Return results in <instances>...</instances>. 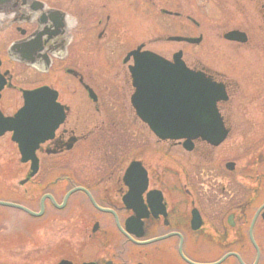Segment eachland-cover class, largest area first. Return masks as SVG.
Segmentation results:
<instances>
[{"label":"flooded vegetation","instance_id":"flooded-vegetation-1","mask_svg":"<svg viewBox=\"0 0 264 264\" xmlns=\"http://www.w3.org/2000/svg\"><path fill=\"white\" fill-rule=\"evenodd\" d=\"M38 1L66 14L36 13L23 7V0H0V116L12 117L20 111V93L24 103L20 66L32 68L41 77L65 75L59 87L52 83L33 87L47 85L56 90L62 110L57 114L59 123L53 136L37 149L38 173L30 177L28 163L23 180L29 177L25 184L34 180L45 158L50 162L91 163L96 169L84 171L82 182H73L70 171L48 185L35 180L34 197H29L28 202L23 199L22 205L40 213L43 204L44 211L37 218L46 215L49 206L56 210L71 205L79 208L82 218L78 230L84 244L97 245V256L81 264H264V128L257 129L258 139H254L250 135L253 129L245 127L246 144L234 149L230 138L235 126L243 125H235L233 110L225 108L226 101H221L217 108L226 137L220 143L201 137L189 142L185 138L158 137L138 117L132 104L133 58H124L122 64L128 72L123 83L128 88L134 116L130 118L129 112L125 116L127 107L105 108L108 102L103 106V100L112 90L101 94V82L96 77L106 61L89 64L93 60L84 57V37L79 46L75 45L83 17L50 6L46 0ZM261 16L257 41L264 51V5ZM105 30L106 26L98 38ZM232 30L243 33L242 41L227 40L225 32L222 36L226 41L241 45L254 41L248 29ZM20 42L25 44L20 47ZM31 42L32 58L24 51ZM188 66L224 84L230 99V84L217 71ZM246 72L251 76L257 73L263 80L264 62L252 64ZM64 90L69 95H64ZM120 93L126 96L125 91ZM260 93L264 94V85ZM90 105L101 122L89 120ZM104 110H110L112 116L115 112V118L104 116ZM137 119L148 129L149 137L155 136V150L153 140L137 138ZM6 136L20 155L13 133H5L0 140ZM90 146L97 149L90 151ZM173 149L176 154H172ZM77 188L82 189L72 192L63 205L66 195Z\"/></svg>","mask_w":264,"mask_h":264},{"label":"rangeland","instance_id":"rangeland-1","mask_svg":"<svg viewBox=\"0 0 264 264\" xmlns=\"http://www.w3.org/2000/svg\"><path fill=\"white\" fill-rule=\"evenodd\" d=\"M46 1L50 6L62 8L71 14H81L83 17L75 45L79 46V40L84 37L85 44L81 45L86 49L84 57L93 60L89 64H94L96 60L106 61L105 66L100 68L99 77H96L101 82V94L107 95L112 90L109 98L103 100V106L108 102L105 108L127 107L125 116L128 112L130 118L134 116L128 88H124L123 80L127 78L128 72L122 60L127 52L143 45V49L154 51L168 59L182 50L187 64L217 71L219 77L230 84L231 97L223 106L231 108L235 113L233 115L230 112L235 117V125H243L235 126L230 138L234 149L246 144V137L243 136L245 127L253 129L250 135L254 139L257 138V129L264 128V94L260 93L264 79L259 80L257 73L251 76L246 72L251 69L252 64L264 62V51L257 41L264 0ZM99 20H102V24L98 26ZM104 26L105 33L98 38ZM232 29H248L254 41L250 45L226 41L222 35ZM170 36L203 38L199 44H188L171 41L168 39ZM75 54L76 48L72 57ZM40 77L32 68L20 66L21 88L30 89L41 83H52L59 87L66 78L65 75L54 77L48 74ZM72 90L74 91L73 88ZM115 90L118 92H114ZM123 91L126 92L125 97L120 93ZM64 95H69V91L64 90ZM102 112L107 118H115V112L113 116L110 110ZM88 118L90 121L94 119L101 122L100 115L95 114L91 105ZM136 134L138 139L153 140L154 145L155 136L151 134L149 137L148 129L139 119L136 121ZM155 148L154 145L153 150ZM89 149L91 151L97 147L90 146ZM172 152L176 154V149ZM87 165L91 163L50 162L45 158L35 179L21 185L29 164L21 162L18 150L9 136L3 137L0 140V201L24 204L23 199L26 198L28 202L29 197H34L35 180L48 185L58 177H63L64 172L74 174L73 182H82L84 171L96 169L95 165L87 169ZM81 214V210L73 209V205L63 210L49 206L46 215L34 218L16 208L0 205V264H58L61 259L81 264L93 260L97 256V245L96 242H90V247L84 244L78 230ZM90 226L91 222L88 224L89 228Z\"/></svg>","mask_w":264,"mask_h":264},{"label":"water","instance_id":"water-1","mask_svg":"<svg viewBox=\"0 0 264 264\" xmlns=\"http://www.w3.org/2000/svg\"><path fill=\"white\" fill-rule=\"evenodd\" d=\"M22 6L41 14H66L63 11L49 9L45 3L38 0H23ZM46 22V15H43ZM243 33L230 31L225 37L241 41ZM170 40L200 43L202 37H170ZM25 43L20 42L21 45ZM33 43L24 48L32 58ZM134 56L135 65L131 68L135 93L132 103L138 116L146 122L152 131L162 139L185 138L187 142L201 137L213 144H218L226 137L221 126L216 104L226 100L225 87L208 78L203 72L190 70L182 59V52L174 55V61L152 52L142 51L141 47L129 53ZM55 90L43 86L32 90H23L24 105L14 117L0 116V136L13 132V140L18 144L22 162H31L29 176H34L39 170L36 151L40 144L50 139L59 123L57 114L62 105L56 101ZM29 177L20 182L24 184ZM82 188H77L66 195L63 205L69 195ZM56 205L54 198L49 196ZM1 206L22 210L31 216H40L44 211L36 213L29 208L13 202L0 201ZM59 264H73L62 260ZM93 264V263H85Z\"/></svg>","mask_w":264,"mask_h":264}]
</instances>
